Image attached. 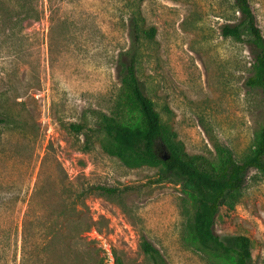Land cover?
I'll return each instance as SVG.
<instances>
[{
  "label": "rangeland",
  "instance_id": "obj_1",
  "mask_svg": "<svg viewBox=\"0 0 264 264\" xmlns=\"http://www.w3.org/2000/svg\"><path fill=\"white\" fill-rule=\"evenodd\" d=\"M249 4L264 38V0ZM131 20L155 31L141 34L136 74L185 152L215 160L226 146L238 162L250 154L264 94L244 84L249 36L221 34L238 22L232 0H0V264H153L142 239L166 264H234L187 242L181 184L155 183L157 168H127L101 148L96 128L116 111ZM99 186L113 192L92 189L82 215L57 219L63 203ZM85 221L91 229L81 232ZM213 233L247 237V264H264V175L245 173Z\"/></svg>",
  "mask_w": 264,
  "mask_h": 264
},
{
  "label": "trees",
  "instance_id": "obj_2",
  "mask_svg": "<svg viewBox=\"0 0 264 264\" xmlns=\"http://www.w3.org/2000/svg\"><path fill=\"white\" fill-rule=\"evenodd\" d=\"M238 13V22L225 24L221 28L223 37L241 40L243 33L249 36L252 56L251 72L245 85L264 94V38L258 27L249 0H232ZM154 29L141 31L136 22L128 26V47L116 60L120 91L116 100V111L100 114L96 131L103 133L101 148L104 153L118 159L125 167L133 169L148 166L158 169L155 183L170 180L181 184L190 204L185 233L187 242L197 250L213 256L232 257L234 264H247L250 259V241L244 236H228L220 239L213 233V225L221 206L231 211L244 188L245 173L253 169L264 175V124L254 134L249 155L238 162L226 146L215 147V160L201 155H189L176 133L164 124L153 101L146 95L136 74V57L141 34L149 38ZM125 116H128L127 119ZM130 118H133L132 120ZM6 119L0 117V125ZM75 132L83 126L71 125ZM166 153L169 157L161 159ZM96 189L102 194L113 192L102 186L82 189L72 202L62 204L57 219L67 222L69 217L77 219L83 214L84 199ZM81 202V203H78ZM81 232L91 229L85 221ZM73 239V237H72ZM68 246H75L77 239ZM141 251L153 264H166L159 250L146 239L140 243ZM120 264V263H117Z\"/></svg>",
  "mask_w": 264,
  "mask_h": 264
},
{
  "label": "water",
  "instance_id": "obj_3",
  "mask_svg": "<svg viewBox=\"0 0 264 264\" xmlns=\"http://www.w3.org/2000/svg\"><path fill=\"white\" fill-rule=\"evenodd\" d=\"M160 157H161L162 160H166L169 157V155H167L166 153H164Z\"/></svg>",
  "mask_w": 264,
  "mask_h": 264
}]
</instances>
